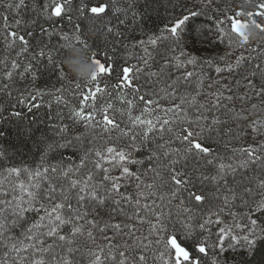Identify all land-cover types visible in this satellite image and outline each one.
<instances>
[{
    "label": "trees",
    "instance_id": "16d2710c",
    "mask_svg": "<svg viewBox=\"0 0 264 264\" xmlns=\"http://www.w3.org/2000/svg\"><path fill=\"white\" fill-rule=\"evenodd\" d=\"M7 2L8 0H0V4ZM51 2L52 0H25L23 8L12 12L0 7L1 180L7 176L10 168L43 171V168L49 165L79 164L83 154L80 146H89L99 129L89 127V124L74 118L70 115L71 113L83 110L85 115L95 114L96 121H102L103 116L108 115L119 123L120 128L127 131L128 108L125 101L132 100L136 106L133 115H141L144 107V102L139 99L141 95L156 92L166 86L165 80L170 83L177 76L185 75L187 72L194 73L187 90L191 92L192 86L199 83L200 102L213 101L220 91L217 85H229L235 93L231 103L225 101L231 111L222 108L215 113L222 121L219 134L213 133L211 139L201 141L202 145L209 146L213 155L225 157L233 155L232 150L241 147L251 146L264 150L262 148L264 126H258L259 121H256V117H259L257 118L259 120L264 119V96L257 95L264 85V32L258 27V25L264 26V16L255 15L259 11L257 5L264 0H182L179 7L174 6L176 0H84L88 8L105 7V12L97 14L96 17L87 10L83 15L78 11L82 0H71V4L65 7L61 17H54L51 16V8H45V5ZM58 2L63 3V0ZM184 5L199 15L190 20L193 28L182 33L181 40L177 44L167 29L172 26L176 16L182 12L186 13L187 9ZM115 8L116 10H113ZM236 13L240 15L236 16ZM232 19H243L248 23V34L253 35L254 29L260 32V37L247 50L248 56L253 61L243 59L239 66L229 64L228 69L231 68V72L227 69L225 73L223 71L218 73L216 67L226 63L223 59L227 60L226 52H228L224 49L226 40L222 38V33L219 34V31H226L228 36L231 35L230 38L233 37ZM41 27L47 29L50 35L42 36ZM109 28L112 29L111 33L108 32ZM10 33L16 35L11 36ZM19 36H23L28 41L27 52L23 51L24 45L19 41ZM77 36L80 38L79 41L76 39ZM159 36H167V39L162 46L159 45L158 50L152 47L150 40ZM237 36L239 42L245 40L241 35ZM143 39L145 42L142 41L141 52L138 48ZM65 45L73 46L67 49ZM42 47L45 51L43 57L39 55ZM83 49H87L91 57L100 59L106 64V68L110 69L100 74L95 82L80 80L63 63L65 60L75 59V53ZM173 51L177 52L176 55L172 54ZM148 52L153 53L151 66L143 65L144 61L148 60ZM187 53L193 55L192 59L194 58L195 63H188L190 59ZM167 54L170 57L168 60L164 57ZM178 54H183L185 61L180 64V67L175 68L173 58ZM49 56L52 57L51 64L48 62ZM13 63H16L17 67L13 68ZM29 64L32 65V70L24 72V68ZM125 67L133 70L130 84L123 81ZM137 68L143 71L136 72ZM161 68L165 69L164 75L152 76L155 83L150 84L147 80L148 72L159 73ZM248 80H252L256 85L255 89L247 86ZM157 81L159 87L156 84ZM97 87L101 91L91 96L89 93L95 92ZM37 93L41 95H38L32 103L38 104L39 107H32L29 110L28 98ZM229 94L231 93L224 92V95ZM86 95L88 99L84 100ZM148 98L157 99V96L148 95ZM20 100L25 102L20 103ZM108 105H112V108L109 109ZM167 106V103L161 105V107ZM17 112L20 115H14ZM155 115L163 116L164 113L158 111ZM143 118L154 119V115L145 114ZM179 131L180 129L176 128L172 133L166 134L164 140H169L170 136L174 138ZM118 134H120L119 131H112L104 136L103 142L113 147L119 145L121 141L125 142L127 137L122 140ZM50 144L66 146L49 150ZM175 146L173 144V147ZM147 155L144 149H139L133 158L144 163L136 164L138 168L134 164L131 171L143 173L142 180L150 183L152 173L147 171L151 167L146 159ZM236 155L239 156L238 151ZM194 168L198 169L196 173L198 176L201 173L215 174L213 166L196 158L195 151L187 158V171L192 172ZM20 179L25 177L22 176ZM262 182H264V167L256 166L240 169L235 176L229 175L226 181L220 182L219 187L212 182H205L203 185L197 182V187L192 188L191 191L196 195H203L205 200L197 202L194 197L189 198L187 192L183 193L181 199L185 201L184 205H181L179 201L173 202L172 223L185 219L186 214L181 211L184 206L191 208L199 223H203L206 216L215 214L224 203L223 201H227L232 208L234 206L233 209L242 212L245 210L247 215L257 221L258 228H264V207H257L264 202ZM128 184L127 187L122 188V191L135 196L137 189L134 187V181L129 180ZM244 188L250 189L247 195L233 197V192L239 193ZM140 190L146 193L143 186ZM167 191L168 188L162 190L165 194ZM140 202L145 203L143 199ZM112 207L109 202L97 210L98 214L97 211L92 212V216H96L101 227L105 223H132L124 215L112 213ZM131 214V209H127V215ZM143 215L146 221L155 223L154 218L146 213ZM92 216L89 218L91 219ZM27 218L34 220L37 214L28 213ZM189 227V233L185 234L183 231L180 233V240L185 241L190 255L194 256L199 264H264V239L258 240L254 252L229 246V249L218 255L210 253V247L216 241L213 236H210L215 234L214 231L206 232V229L198 228V223L191 220ZM88 230L93 232L95 243L87 236ZM16 231L18 232L19 229ZM149 231V223L141 224L137 221L133 225L132 238H128L127 229H125V235L119 237L117 241L111 229L102 234L98 230L88 228L83 237L77 238V247L80 251L75 256L76 264H90L88 251L95 252L98 251L97 245L100 247L107 245L109 241L105 239L106 236L113 237V243L118 242L123 246L126 242L133 243L137 238L143 240V237L148 236ZM172 231L173 229L169 227V232ZM199 246L205 247V253L198 252ZM163 248V243L154 244L148 252L147 264H162L157 249L162 251ZM135 254L139 255L140 251L137 250ZM101 258L103 259V256ZM106 264L111 262L108 261Z\"/></svg>",
    "mask_w": 264,
    "mask_h": 264
},
{
    "label": "snow or ice",
    "instance_id": "6c2138e0",
    "mask_svg": "<svg viewBox=\"0 0 264 264\" xmlns=\"http://www.w3.org/2000/svg\"><path fill=\"white\" fill-rule=\"evenodd\" d=\"M181 3L182 0H176L174 6L179 7ZM70 4L71 0H63V3L52 0L50 4L45 5V8H51V16L61 17L65 7ZM24 5L25 0H8L6 4H0V7L12 12L18 11ZM184 7L187 9L186 5ZM257 7L259 11L255 15L264 16V2ZM86 10L96 17L97 14L105 12V7L88 8L82 0L78 11L83 15ZM198 15L199 13L196 11L187 9L186 13L182 12L174 18L172 26L167 29L174 42L179 44L182 33L193 28L190 20L195 19ZM239 15L240 13H236V16ZM240 27L239 20H231V31L235 35H241ZM258 27L260 31L264 32V26L258 25ZM40 30L42 36L50 35L47 29L41 27ZM108 32L111 33L112 29L109 28ZM10 35L15 36L16 34L10 33ZM18 39L24 45L23 51L27 52L28 41L23 36H19ZM76 39L79 41V36ZM157 39H151L150 43L156 45ZM72 46L65 45L67 49ZM39 55L41 57L45 55L43 47ZM48 62L50 64L53 62L51 56L48 57ZM91 62L98 65V71L93 74L91 82L97 81L100 74L110 70L98 58L92 57ZM144 63L147 65L148 61L145 60ZM188 63H195V61L189 60ZM237 64L239 66L240 61ZM12 67H17V64L13 63ZM31 70V64L24 68V72ZM228 70L232 71L231 68ZM132 71L131 68H123L125 82L130 83L129 73ZM141 71L143 70L136 69V72ZM216 71L219 73L222 69L217 67ZM164 73L165 69L161 68L159 73L149 72L148 75L149 77L163 76ZM193 76V72H187L185 75L177 76L170 83L165 80L164 88L151 94L141 95L139 99L144 102L141 115H133L136 106L132 100L125 101L128 108L127 131L120 128L119 123L109 118L108 115H104L102 121H96L95 116L85 115L83 110L71 113L70 115L76 119L91 122L89 127L99 129L89 146H80L83 154L79 164L72 166L63 163L49 165L43 168V171L39 169L35 171L20 168L8 169L7 176L0 180V264H76L75 256L80 251L77 247V238L83 237L86 229H95L102 234L111 229L117 241L119 237L125 235V229H127L126 235L131 239L133 225L137 221L141 224L146 222L150 224L148 236L143 237V240L137 238L133 243L126 242L123 246L118 242L113 243V237L106 236L105 239L109 241L107 245L104 247L97 245L98 251L95 252L88 251L87 256L90 264H106L108 261L111 264H147L148 252L154 244L160 245L161 243L164 248L162 251L159 249L157 251L162 264H199L198 260L190 255L185 241L180 240V233L182 231L185 234L190 232V220L198 223L200 229H205L213 221L207 219L203 223H199L192 209L184 206L181 211L186 214L185 219L172 223L173 202L179 201L181 205H184L185 201L181 197L185 192L188 193L189 198L194 197L195 201L201 202L205 200V197L191 191L192 188L197 187V182L200 185L205 182H215L219 187L220 182L226 181L229 175L235 176L240 169H248L251 166L264 167V150L251 146L241 147L233 149V155L225 157L213 155L209 146L202 145L201 141L211 139L213 133L219 134V126L222 121L215 113L222 108L230 112L228 103L234 100L235 93L229 85H217L220 91L215 99L201 103L198 99L201 96L199 83L192 86L191 92L187 90ZM168 79L170 80V77ZM247 86L250 89L256 87L252 80H248ZM99 91L101 89L97 87L95 92L89 94L95 96ZM225 91L231 94L224 95ZM38 95L41 94L37 93L28 98L29 110L32 107H39L38 104L32 103ZM148 95H155L157 99H149ZM257 95L264 96V85ZM87 99L86 95L84 100ZM19 102L24 103L25 101L20 100ZM162 103H167L168 106L161 107ZM107 107L111 109L112 105ZM158 111H162L164 115H155V112ZM145 114L154 115V119L143 118ZM14 115L18 116L20 113L17 112ZM102 124L103 126H101ZM176 128H179L180 131L176 132L174 138L170 136L169 140L165 141V135L172 133ZM114 130L119 131L121 137L128 138L127 144L131 145L129 151L108 146L103 142L104 136ZM77 139L79 138L77 137ZM173 144L176 146L173 147ZM64 146L66 145L50 144L48 148L52 150L55 147ZM139 149H144L148 153L146 159L151 167L147 171L152 173V182L150 183H145L139 175L131 172L129 167L125 166L126 164L144 163V161L131 158L132 150ZM194 151L198 160L203 159L207 165L213 166L215 174L201 173L197 176L198 169L194 168L192 172L187 171V158ZM237 151L239 156L236 155ZM105 164L111 165V169H121L120 175L110 174V168L105 167ZM22 176L25 179H20ZM131 179L137 181L135 196L122 191L126 185H123L121 181ZM142 185L146 193L140 190ZM169 185L171 187H168ZM261 186H264V182ZM164 188H168L166 194L162 192ZM248 192L250 189L244 188L239 193L233 192V197L247 195ZM141 199L145 203L141 204ZM109 202L113 206L112 213L124 215L132 223H105L101 227L96 216H92V212L101 209ZM257 207H264V202ZM127 209H131L130 216L127 215ZM33 212L37 214V218L29 220L27 214ZM145 213L154 218L155 223L146 221L143 215ZM90 216H92L91 219ZM251 226L248 229V235L243 237V242L249 251L254 252L258 240L264 239V228H259L258 231L255 219L251 220ZM169 227L173 229L172 232H169ZM16 229L19 231L17 232ZM219 231L218 243L220 250L224 251L227 230L221 228ZM86 234L95 243L93 232L88 230ZM229 239L237 241L238 238L231 236ZM137 250L140 251L139 255L135 254ZM198 252L205 253V247L199 246Z\"/></svg>",
    "mask_w": 264,
    "mask_h": 264
},
{
    "label": "rangeland",
    "instance_id": "374dc122",
    "mask_svg": "<svg viewBox=\"0 0 264 264\" xmlns=\"http://www.w3.org/2000/svg\"><path fill=\"white\" fill-rule=\"evenodd\" d=\"M113 10H116V8L113 9ZM239 20H241V22L243 21L242 22L243 24H246L245 32H243L244 34L243 33L241 34L242 39H245V40H243V41L241 40V42H239V40L236 38L237 35L234 34L235 37L233 36V37L230 38L231 35L228 36V34L226 33V31H223V30L219 31V30L216 29V31H219V34L222 33V36H223L222 38L226 40V44H224V49H225V51H228V52H226V55H227L226 56L227 57L226 59L227 60H225V58L223 59L226 63H224L221 67H219V68L222 69L223 73H225V71H227L228 67L231 64L236 65L238 61L242 62L243 59H248L249 61L250 60L253 61V59L248 56L249 52L247 50H248V47H250L251 45H253V43L255 41L257 42V39L260 37V32L259 31H255L253 29L252 30L253 35H249L248 32H247L248 23L246 21H244L243 19H239ZM246 33H247V35H246ZM161 37H167V36H161ZM161 37L159 36L157 38H161ZM157 38H154V39H157ZM166 39H157L156 45H152L151 43L150 44L152 45V47L154 49H158L160 47L159 45L162 46L163 45V42ZM142 41L145 42V39H143V40L140 41V46H139L138 49L141 52H142V50H141V44H142L141 42ZM144 50H145V48H144ZM153 52H154V50H153ZM176 53H177L176 51H173L172 54H175L176 55ZM147 54H148V58H147L148 59L147 60L148 63H147V65H145V63L143 65H145V66H148V65L151 66V64H152L151 56L153 55V53L150 54L148 52ZM187 55H188V57H189L190 60H194V58L192 59L193 55L191 53H187ZM164 57L167 60L170 59V57L168 56V54L165 55ZM241 58H243V59L241 60ZM152 59H153V56H152ZM173 59L175 60L173 62L174 63L173 66L175 68H178V67H180V64L181 63H184L185 56L183 54H178V56L177 57H174ZM132 75L133 74H131V72H130L129 73V81H130V83H131V77H132ZM152 78H153L152 76L151 77H149V76L147 77V80H149V83L150 84L151 83H155V80L153 81ZM123 81H125V80H123ZM130 83H128V84H130ZM158 83L159 82L157 81L156 84L159 87V84ZM76 86H77V84H76ZM226 92L227 91H225V93ZM201 103H205L204 100L201 101ZM93 116H95V118H96V115L95 114H93ZM257 118H259V117H256V121H259L258 122V126L259 125H263L264 126V119L262 118V120L261 119L259 120ZM86 123L89 124L91 122H86ZM118 136L123 140L124 137H121L120 134H118ZM127 139L125 140V142L123 141L124 143L121 141V143L119 145H117L116 147L122 148V150H124V151H129L131 149V145L130 144H127ZM111 147H113V146H111ZM138 151L139 150H132V157H131L132 159H135V158H133V156H135L138 153ZM135 160H138V159H135ZM200 161L201 162L202 161L205 162V160H203V159H200ZM133 165L134 164H126L125 166L129 167V169L131 171V168H133ZM104 166L105 167H109L110 168V174H112L114 176L120 175V172L122 171L119 168L111 169V165H109V164H105ZM135 166H137V165L135 164ZM135 166H134V168H135ZM138 167L139 166H137V168ZM131 172H133V171H131ZM133 173H135L136 175H139L141 177V180H142L143 175L141 173H139V172H133ZM131 180L134 181V183H135L134 187H136L137 181H135L134 179H131ZM128 181L129 180H122L121 183L123 185H126V187H127L129 185L128 184ZM143 181H144V179H143ZM212 183L215 185V182H212ZM259 184H261V183H259ZM222 185H223V183H222ZM142 186H141V189H142ZM223 202L225 204L222 203L221 206L219 207V209L215 212V214H211V215L206 216V220L207 219H211L213 221V223H211L210 225H208L205 228L206 229L205 231L206 232H213L214 231L215 234L214 233L213 234H210V236H213L214 237V241L216 240L215 241V244L212 245V247H210V253H214V254L216 253L218 255H221L225 250L229 249L230 247L231 248L244 249L246 251H249L248 248H247V246L243 242V237L245 235H248V229H250L252 227L251 226V220H253V218H251L249 215H247V212L245 213V210L243 212L241 210L238 211V209L235 210V209H233L234 206H233V208L231 207L230 202H227V201H223ZM256 209L257 208H255V210ZM216 221H219V222L217 223ZM221 228H224V229L227 230V234L225 236V246H224L225 247V250L224 251H221L220 250V246H219V243H218V237L220 236V231L219 230ZM258 231H259V228H258ZM231 236H236L238 238L237 241L230 240L229 238Z\"/></svg>",
    "mask_w": 264,
    "mask_h": 264
},
{
    "label": "clouds",
    "instance_id": "9594fccd",
    "mask_svg": "<svg viewBox=\"0 0 264 264\" xmlns=\"http://www.w3.org/2000/svg\"><path fill=\"white\" fill-rule=\"evenodd\" d=\"M91 58L88 50L83 49L75 53V59L65 60L63 63L77 78L85 82H91L93 74L98 71V66L91 62Z\"/></svg>",
    "mask_w": 264,
    "mask_h": 264
},
{
    "label": "water",
    "instance_id": "95a60500",
    "mask_svg": "<svg viewBox=\"0 0 264 264\" xmlns=\"http://www.w3.org/2000/svg\"><path fill=\"white\" fill-rule=\"evenodd\" d=\"M245 28V25L244 24H241V27H240V32H242Z\"/></svg>",
    "mask_w": 264,
    "mask_h": 264
}]
</instances>
